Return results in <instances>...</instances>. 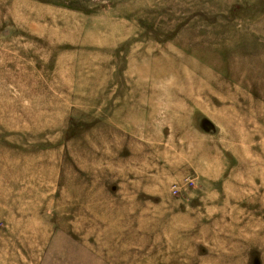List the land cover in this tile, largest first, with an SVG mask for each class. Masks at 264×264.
Instances as JSON below:
<instances>
[{
	"label": "rangeland",
	"instance_id": "obj_1",
	"mask_svg": "<svg viewBox=\"0 0 264 264\" xmlns=\"http://www.w3.org/2000/svg\"><path fill=\"white\" fill-rule=\"evenodd\" d=\"M0 264H264V0H0Z\"/></svg>",
	"mask_w": 264,
	"mask_h": 264
},
{
	"label": "bare ground",
	"instance_id": "obj_2",
	"mask_svg": "<svg viewBox=\"0 0 264 264\" xmlns=\"http://www.w3.org/2000/svg\"><path fill=\"white\" fill-rule=\"evenodd\" d=\"M200 83V82H199Z\"/></svg>",
	"mask_w": 264,
	"mask_h": 264
}]
</instances>
